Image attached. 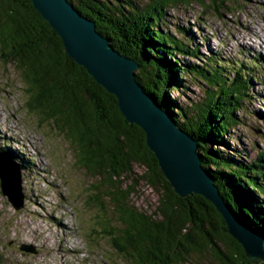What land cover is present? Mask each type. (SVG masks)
Masks as SVG:
<instances>
[{
    "label": "trees",
    "instance_id": "1",
    "mask_svg": "<svg viewBox=\"0 0 264 264\" xmlns=\"http://www.w3.org/2000/svg\"><path fill=\"white\" fill-rule=\"evenodd\" d=\"M67 1L94 22L116 52L138 64V83L198 142L203 166L232 212L264 235V148L257 142L241 146V137L231 132L246 126L248 116L264 127V113L247 109L260 99L253 90L255 81L264 79L258 60L205 56L193 37L176 38L168 31L164 10L203 0ZM234 1L206 0L221 9ZM0 62L19 73L26 107L38 122L53 124L74 147L78 164L103 181L102 194L94 190L95 201L118 225L111 228L106 221L103 233L126 264H188L193 255H210L216 264H247L208 202L174 194L142 131L128 124L115 97L66 55L30 0H0ZM135 166L145 168L142 179L158 194L149 212L132 203L134 185L124 184Z\"/></svg>",
    "mask_w": 264,
    "mask_h": 264
},
{
    "label": "rangeland",
    "instance_id": "2",
    "mask_svg": "<svg viewBox=\"0 0 264 264\" xmlns=\"http://www.w3.org/2000/svg\"><path fill=\"white\" fill-rule=\"evenodd\" d=\"M203 1L205 4L193 1L164 10L168 31L176 38L183 34L193 37L205 56H253L261 65L258 74L264 77V0H238L223 9L210 8ZM253 90L260 99L247 106L248 112L264 113L263 78L255 81ZM26 95L19 73L0 62V154L6 152L21 168L23 200L16 210L2 194L0 183V264H126L103 233L106 221L111 228L118 226L95 201L94 190L99 188L102 194L103 181L78 164L74 147L53 124L38 122L26 107ZM245 120L246 126L231 129L234 137H241V146L257 142L264 148L259 118L248 116ZM144 172V167L135 166L124 184L134 185L132 203L149 212L155 208L158 194L142 179ZM25 180L29 184L25 185ZM32 190L40 204L35 207L29 196ZM22 246L34 253L22 251ZM188 264L216 263L210 255L205 259L193 255Z\"/></svg>",
    "mask_w": 264,
    "mask_h": 264
},
{
    "label": "water",
    "instance_id": "3",
    "mask_svg": "<svg viewBox=\"0 0 264 264\" xmlns=\"http://www.w3.org/2000/svg\"><path fill=\"white\" fill-rule=\"evenodd\" d=\"M33 8L62 40L65 53L106 92L130 124L139 128L145 145L174 194L181 199L199 196L215 210L223 233L247 264H264V235L234 214L224 201L213 177L203 166L198 142L181 130L171 114L148 94L136 79L138 64L116 52L67 0H30ZM1 192L12 206L22 207L20 170L0 155ZM21 250L34 253L32 248Z\"/></svg>",
    "mask_w": 264,
    "mask_h": 264
},
{
    "label": "bare ground",
    "instance_id": "4",
    "mask_svg": "<svg viewBox=\"0 0 264 264\" xmlns=\"http://www.w3.org/2000/svg\"><path fill=\"white\" fill-rule=\"evenodd\" d=\"M255 59H256V58H255ZM255 59H254V60H255ZM256 60H258V59H256ZM35 104H36V103H35ZM31 108H32V107H31ZM0 150L3 151V149H0ZM0 155H1V154H0ZM17 166H18L19 170L21 171V168H20L19 164H17ZM37 175H38V174H37ZM20 180H21V183H22L21 173H20ZM32 182H33V181H32ZM26 183L29 184V181H28V180H25V185H26ZM33 191H34V190H32V191L30 192L29 196H31V198H32V199H31V205L35 207V205L38 206V205H40V204L37 202V198H36L37 196H36V197H35V196H32L31 193H33ZM21 195H22V193H21ZM59 226H60V225H59ZM61 228H62V226H61Z\"/></svg>",
    "mask_w": 264,
    "mask_h": 264
}]
</instances>
